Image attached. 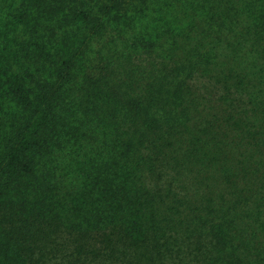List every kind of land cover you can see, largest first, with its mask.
<instances>
[{"label": "trees", "instance_id": "obj_1", "mask_svg": "<svg viewBox=\"0 0 264 264\" xmlns=\"http://www.w3.org/2000/svg\"><path fill=\"white\" fill-rule=\"evenodd\" d=\"M245 2L98 71L23 36L67 0L0 11V208L19 217L0 264H264V0Z\"/></svg>", "mask_w": 264, "mask_h": 264}, {"label": "rangeland", "instance_id": "obj_2", "mask_svg": "<svg viewBox=\"0 0 264 264\" xmlns=\"http://www.w3.org/2000/svg\"><path fill=\"white\" fill-rule=\"evenodd\" d=\"M36 1L40 0H0V11L7 8H22L23 14L27 4ZM227 4L237 5L246 13L245 0L244 5L238 0H227ZM222 5L220 0H67V4L59 10L58 15L45 11L41 6L40 11L43 15L39 16V9L35 4L32 7L34 15H27V18L22 19V28L29 22V31L23 36L30 37L32 42H42L30 35L33 27L39 31L38 34L45 33L48 39L51 34H56L49 44L60 45L62 48L61 53L53 57L58 65H62V62L71 55L78 66L90 71H98L103 61L109 64L111 60L118 58V62L132 58L135 63L144 62L150 65L149 62L160 60L158 51L150 42H160L158 36L165 34L166 27L171 25L172 28L179 30L194 21H203V25H206L211 15L217 16L224 10ZM73 7L89 11L96 20L101 18L97 20V28L94 29L93 24L73 19L70 15ZM26 12H29L28 9ZM250 21L255 19L251 17ZM66 34L69 36L64 37ZM34 49L35 47L30 45L29 49L22 51V55ZM79 124L77 120L72 122L74 127ZM2 153L3 149L0 148V158ZM82 160L80 155H74L72 159L67 160L73 178L82 172ZM5 215L11 216L12 221L7 220ZM17 219H19L17 214L9 215L4 206L0 208L2 228L15 225Z\"/></svg>", "mask_w": 264, "mask_h": 264}]
</instances>
